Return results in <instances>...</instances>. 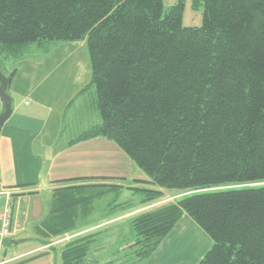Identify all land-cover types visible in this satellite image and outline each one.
Wrapping results in <instances>:
<instances>
[{
	"label": "trees",
	"instance_id": "obj_1",
	"mask_svg": "<svg viewBox=\"0 0 264 264\" xmlns=\"http://www.w3.org/2000/svg\"><path fill=\"white\" fill-rule=\"evenodd\" d=\"M192 5L199 27L183 25V0H0V64L85 44L100 123L82 138L111 140L145 174L127 187L141 204L182 193L131 220L122 250L137 264L184 214L212 243L198 264H264V0ZM122 178L58 181L36 237L72 233L94 201L122 188L94 182ZM97 236L71 237L60 264H100L90 258Z\"/></svg>",
	"mask_w": 264,
	"mask_h": 264
},
{
	"label": "crops",
	"instance_id": "obj_2",
	"mask_svg": "<svg viewBox=\"0 0 264 264\" xmlns=\"http://www.w3.org/2000/svg\"><path fill=\"white\" fill-rule=\"evenodd\" d=\"M0 65L1 71L10 75L7 94L11 99V114L0 129V189L16 193L10 235L1 250L2 261L15 264L21 258L43 254L16 264H54V255L62 246L55 252L43 251L46 246L18 255L10 252L22 242L19 234L24 231L25 222L33 221V229L45 218L53 191L64 186L58 181L109 177L95 172L82 174V166L93 170L99 160L107 164L114 159L117 146L101 136L82 138L100 123L95 91L89 86L90 63L84 43L34 47L22 59ZM3 108L0 99V114ZM115 182L101 180L94 184L116 185ZM117 185L122 187L117 198L108 196L94 201L88 215L76 222L74 231L62 237L97 234L117 241L120 237L121 248L114 250L121 254L131 235V220L136 211L143 209L132 210L127 195L120 200L124 192L131 193L128 186ZM40 196L41 204L35 201L32 208L21 210L30 198ZM211 244L209 237L184 214L144 264H198Z\"/></svg>",
	"mask_w": 264,
	"mask_h": 264
},
{
	"label": "rangeland",
	"instance_id": "obj_3",
	"mask_svg": "<svg viewBox=\"0 0 264 264\" xmlns=\"http://www.w3.org/2000/svg\"><path fill=\"white\" fill-rule=\"evenodd\" d=\"M175 2L176 0H164V6L168 9ZM183 4H184L183 19H182L183 25L185 27H199L202 22L201 8H198V9L194 8L192 5V0H183ZM114 152H115V155H114L115 157L113 160L111 159L107 164L103 163L102 160H99V163L96 169L92 170L88 167L82 166V172H83L82 174L88 173V172H91V173L95 172L97 174L98 173L101 174L100 176H109V177L114 176L115 178L123 177L122 179H116L115 183L116 184L120 183L124 187L130 186V185L132 186L134 178H141L145 176V174L140 169H138L136 165L128 158V156L125 155L121 150H119V148L115 147ZM111 153L112 151L110 150L109 152L110 156H111ZM83 168L84 169L88 168L89 170H84ZM112 182L114 181H111V183ZM161 191L163 193V196L160 199L156 200L154 203L141 204L139 203V200H140L139 196L129 194V193L126 194V192L120 195V200H123V198H126V195H127V197L131 199L132 210L143 209L140 212L136 211L135 214L139 216L143 213L154 211L166 204L174 203L176 199L182 195V193H177L175 191H164V190H161ZM41 196L39 198H30L27 205L26 204L21 205V210H24L25 208L26 209L32 208L35 201L41 204L43 201ZM111 196L113 197V195ZM32 223L33 221L25 222L26 225H25L24 231L19 234L20 236L19 238L20 240H22V242L18 243V245H16L13 248V251L10 252V255L11 254L18 255L32 248L45 247V246L46 248H44L43 251L45 250L52 251L53 248H59L65 243H67V241L69 240V238H65V237L55 238V239L44 241V242L41 240H38V238L34 236L35 233L33 232V229L31 227ZM124 232H126V230H124ZM130 236L129 237L127 236V239H128L127 244L133 238V235L132 237ZM120 239H121L120 237L118 241L115 238L104 239L101 245L103 251H101V253L99 254L98 252L100 251V249H98L99 246H97L93 248L90 254V257L98 259L100 264H110V262H112L111 264H137L135 255H133V252H132L133 249L129 250V248H126L124 249L125 251L123 250L121 251V254H116L115 250H117V247L121 248ZM109 251H111V253H109ZM30 258L31 257H28V258L25 257L23 259L21 258L17 262H15V264L29 261L28 259ZM54 258H55L54 264H60L59 257L57 255H54Z\"/></svg>",
	"mask_w": 264,
	"mask_h": 264
},
{
	"label": "built area",
	"instance_id": "obj_4",
	"mask_svg": "<svg viewBox=\"0 0 264 264\" xmlns=\"http://www.w3.org/2000/svg\"><path fill=\"white\" fill-rule=\"evenodd\" d=\"M15 195L16 193L11 189H0V264L7 263V261H2L1 250L4 241L10 235L12 202Z\"/></svg>",
	"mask_w": 264,
	"mask_h": 264
},
{
	"label": "water",
	"instance_id": "obj_5",
	"mask_svg": "<svg viewBox=\"0 0 264 264\" xmlns=\"http://www.w3.org/2000/svg\"><path fill=\"white\" fill-rule=\"evenodd\" d=\"M10 83V76H4L0 72V99L3 103V111L0 114V129L2 125L8 120L11 114V99L7 94L8 85Z\"/></svg>",
	"mask_w": 264,
	"mask_h": 264
}]
</instances>
